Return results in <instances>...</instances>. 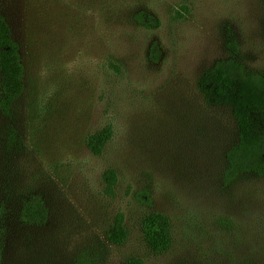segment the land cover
<instances>
[{
    "label": "rangeland",
    "instance_id": "obj_1",
    "mask_svg": "<svg viewBox=\"0 0 264 264\" xmlns=\"http://www.w3.org/2000/svg\"><path fill=\"white\" fill-rule=\"evenodd\" d=\"M179 5L188 11L176 17ZM141 11L160 25L132 23ZM0 13L24 67L14 119L0 112L2 264H264V176L223 184L236 124L197 85L224 61L264 77V0H0ZM109 124L93 156L87 137ZM33 195L47 209L38 224L19 218ZM150 213L170 220L165 253L144 241ZM118 214L127 239L113 246Z\"/></svg>",
    "mask_w": 264,
    "mask_h": 264
},
{
    "label": "trees",
    "instance_id": "obj_2",
    "mask_svg": "<svg viewBox=\"0 0 264 264\" xmlns=\"http://www.w3.org/2000/svg\"><path fill=\"white\" fill-rule=\"evenodd\" d=\"M179 6V10L175 11L176 17H180L181 12L188 11L186 6ZM130 21L145 29L152 25H160L158 20H154L144 11L130 15ZM23 78L21 45L13 39L11 28L0 13V112L10 121L14 119L13 107L24 92ZM197 85L204 103L210 107H227L236 124V143L225 154L223 184L231 186L241 179L263 178L264 77L259 73L243 71L239 63L224 61L207 69L198 79ZM113 135L112 126L106 125L87 137L86 147L93 156H101ZM5 138L12 145L18 141L12 123L7 128ZM14 149L19 150V145H15ZM103 178L105 190L111 194L117 182L115 171L105 172ZM0 189L4 196L3 204L0 205V264H2L9 233L5 226V219L10 215L6 212V198L10 196L11 188L6 183ZM46 213L43 199L33 195L22 205L19 218L24 222L38 224L46 219ZM141 224L144 241L149 250L154 254H162L171 248V223L166 215L150 213L142 219ZM126 239L124 218L118 214L107 231V240L113 246H121ZM123 264L144 262L132 257Z\"/></svg>",
    "mask_w": 264,
    "mask_h": 264
}]
</instances>
